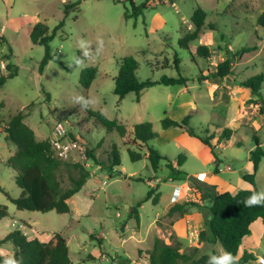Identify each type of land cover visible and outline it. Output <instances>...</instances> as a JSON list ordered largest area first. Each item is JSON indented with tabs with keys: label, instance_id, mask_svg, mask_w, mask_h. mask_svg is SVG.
Listing matches in <instances>:
<instances>
[{
	"label": "rangeland",
	"instance_id": "obj_1",
	"mask_svg": "<svg viewBox=\"0 0 264 264\" xmlns=\"http://www.w3.org/2000/svg\"><path fill=\"white\" fill-rule=\"evenodd\" d=\"M133 2L137 7L135 10L129 0L0 2L6 16L17 18L16 22L23 19L20 17L24 13L29 21L38 17L48 26L49 33L62 23L48 42L51 60L39 73L44 46L33 44L22 27L2 28L0 20V31L2 28L5 40L1 42L0 36V74H8L0 87V120L7 121L13 114L23 111L27 114L25 123L38 139L49 137L54 125L60 121L74 137L88 145L102 163L108 165L107 154L113 147L119 153V166L114 172L104 169L105 177L101 182L96 184L90 177L72 196L74 201H89L88 206L80 204L82 216L77 221L72 220L74 210L72 214H58L54 210H18L0 192V205H6L8 211V216L0 219V240L24 220L27 224L24 223L23 230H29V234L61 232L68 239L70 264H147V251L153 236L158 235L166 243L177 241L171 225L180 215L164 212L173 199L176 186L187 181L185 174L200 184L210 185L212 179L216 181L215 185L228 183L230 191L252 187L243 179V174L251 172L248 160L249 151L255 148L253 136L264 151V118L260 117L264 111L260 103H264V81L261 100H255L259 105H255V96L245 100L252 104V118L239 121L235 119L239 94L233 95L215 86L220 78L206 72L212 67L195 53V49L206 44L213 55L212 60L218 62L219 58L225 57L223 51L229 45L230 49L226 48V51L231 53L234 61L230 79L234 78L235 85L264 73V24L258 21L264 14V0ZM196 7L206 13L205 25L198 38L183 48L179 46V39L186 31L193 30L191 16ZM243 47L251 48L242 52ZM174 53L180 58L179 69L173 61ZM128 55L138 62L136 75L140 80H158L165 75L177 77L180 73L188 79L186 85L154 84L142 91L139 101L134 93L120 100L113 92L114 78L121 59ZM4 64H9L12 71L8 73ZM87 67H95L97 71L94 80L85 86L81 75ZM206 76L207 81L201 80ZM243 91L248 94L246 88ZM86 108L118 120L129 133L135 124L151 122L156 136L142 144L141 153L147 146L153 147L166 160L161 161L156 172L146 158L131 161L128 149L138 150V145L125 143L116 130L108 131L94 122ZM165 117L177 124L164 129L161 121ZM187 128H192L194 135ZM223 128L233 132L229 139L218 142ZM208 136L212 137V144H220L217 149L211 151L200 140ZM14 150L15 145L5 138V132L0 128V160L5 161ZM215 154L216 164L213 162ZM181 155L182 164L177 166ZM70 156L73 157L70 159L83 162L88 169L96 166L84 151L74 149ZM216 165L219 172L214 173ZM14 175L10 167L0 163V186L13 197L19 194ZM254 183L259 194H264V158L255 173ZM152 186L157 188L159 200L156 204L152 198L141 202L137 207L139 224H136L134 218H128V208L144 199ZM190 188H185L182 192H186L176 199L191 202L188 200L190 195L197 199L198 194ZM200 200V205L189 208L194 210V216L206 221L210 217L205 207L207 200ZM70 205L74 209L72 202ZM259 223L258 220L253 224L251 233L242 240L236 260L243 256L250 260L253 255L259 260L264 256V243L259 244L256 229ZM90 233L94 236L102 234L105 239L99 244L89 237ZM182 245L183 249L191 246L187 236L182 238ZM221 249L225 251L216 240L207 254L220 255ZM0 255L4 264H10L12 245L0 244ZM88 255L92 257L88 258Z\"/></svg>",
	"mask_w": 264,
	"mask_h": 264
},
{
	"label": "trees",
	"instance_id": "obj_2",
	"mask_svg": "<svg viewBox=\"0 0 264 264\" xmlns=\"http://www.w3.org/2000/svg\"><path fill=\"white\" fill-rule=\"evenodd\" d=\"M133 10L137 9L134 0H129ZM146 3H144L145 5ZM206 13L196 7L191 16L193 24L192 31H186L179 39V46L188 47V43L195 40L200 35L204 27ZM259 23L264 24V14L259 19ZM62 23L56 26L49 33L48 26L43 22H37L33 25L30 32V40L33 44L44 46V55L39 65V72L43 71L44 66L51 60L49 53L48 42L54 36L57 29ZM213 28L212 25H209ZM251 47H243L241 51L250 49ZM239 51L238 53H240ZM195 53L204 59L211 56V52L207 45L201 44L196 47ZM237 53V54H238ZM9 55L5 58H9ZM173 61L177 69H179L180 58L176 53L173 55ZM232 58L226 57L219 61L212 72L213 77H227L232 73L231 70ZM138 62L132 55L125 56L119 63V72L114 78L113 92L121 100L127 94L134 93L136 100L139 101L142 91L154 84L163 85H186L187 78L180 73L177 77L162 76L158 80L149 78L140 80L136 75ZM7 72L12 69L9 64L5 65ZM95 67H87L82 73V80L85 86H88L96 76ZM14 73V72H13ZM8 78V74H0V87L4 85ZM264 81V73H259L246 80L240 82L241 86L249 89L250 93L256 97L255 100H261V84ZM47 95V94H46ZM26 108H29L27 106ZM86 113L94 122L103 126L106 130H116L125 143L138 145V150L128 149L129 159L138 161L146 158L153 172L159 169L161 161L166 160V157L153 147H146L144 153L142 144H146L149 140L156 136L153 131L152 124L149 121L137 123L133 126L132 131L127 132L124 124L116 119L107 118L102 112L86 108ZM26 113L19 111L13 114L7 121L0 120V128L5 132V138L15 145V150L5 161L0 160V163L10 167L15 175L14 181L19 189V194L15 197L6 193L0 186V192L4 193L7 199L15 205L18 210H31L39 212H47L54 210L58 214L69 213L70 208L68 199L77 193L87 182L91 176L90 169L85 167L83 162L73 159H61L54 154L50 137L38 139L26 123ZM188 118V117H187ZM187 118L184 120V125L187 124ZM162 127L168 128L177 123L168 117L161 121ZM187 131L194 135L192 128H187ZM232 129L223 128L218 142L222 139H229L232 134ZM69 135L74 138V135L69 132ZM211 136L200 138L211 151L215 149V144L210 142ZM255 148L249 153V160L252 163L250 173L243 174V179L248 181L251 188H239L233 191L224 190L217 191L213 185L198 183L193 177L185 174V179L198 194L197 202H181L175 203L168 210V214L177 213L180 216L188 210L190 206L200 205V199L207 200L205 207L210 213V217L206 219V229L198 233V242L190 251L181 249L180 244L175 241L166 243L162 238L155 237L152 240L150 249L147 251V264H209L211 256L206 252L200 251V246L207 239L211 242L219 241L226 252L231 253L235 258L239 247L245 236L249 234L250 225L257 219L262 221L264 227V204L255 206H245L244 201L253 194H259L254 183L255 173L258 170L260 161L264 158L257 137L253 136ZM130 141V142H128ZM86 157L91 159L96 165L109 173L114 172L119 166V153L116 147L107 154L108 165L102 163L94 154L92 149L86 145ZM183 155L178 157L177 166H181ZM215 154V164L217 163ZM170 167L171 164H168ZM173 168V166L171 167ZM180 172V171H179ZM218 172L217 165L214 173ZM157 188L152 186L144 199L138 201L135 207L128 208V218H134L136 224H139V213L137 207L141 202L152 198L154 204L158 202L160 194L156 191ZM8 216L7 206L0 205V219ZM90 238H94L100 244V238H96L94 233L89 234ZM10 243L12 245V259L10 264H70L69 248L67 241L61 232L55 231L51 233L47 241H42L37 237L28 238L22 229L15 228L10 230L1 240L0 244ZM249 257L243 256L236 262L246 261ZM0 264H4L3 257L0 255Z\"/></svg>",
	"mask_w": 264,
	"mask_h": 264
},
{
	"label": "crops",
	"instance_id": "obj_3",
	"mask_svg": "<svg viewBox=\"0 0 264 264\" xmlns=\"http://www.w3.org/2000/svg\"><path fill=\"white\" fill-rule=\"evenodd\" d=\"M0 2L2 3L3 0H0ZM23 16L20 17V18H23V19H20V22L19 21L16 22L17 21V18L6 16V14L3 12V7L0 6V20H1V23H2V28H5V26H10L12 29H15L16 27H22L23 30H24V34H26L28 36L29 40H30L29 35H30V32L32 30L33 25L35 23H37V22H42V21H39V18L38 17L35 18V20L34 19L33 20H30V21L29 20H26V18H27L26 17V13H24ZM17 23H19V25H21V26H18ZM2 28H1V31H0V36L2 37L1 38V42H5V40H4V33H2ZM226 48L227 49H230V46L228 45L227 47H225V49L223 51L224 54H225V57L219 58L220 61H222L226 57H231L232 56V55H230L231 54L230 52L226 51L227 50ZM212 58H213V55L211 53V56L208 59H206L210 63V65L212 67V70L211 71L210 70H207L206 72H212L213 69H214V66L219 62V61L216 62V61L212 60ZM233 64H234V61H232L231 70H232ZM4 68H5V64H4ZM39 73H41V72H39ZM230 75H232V73ZM230 75H228L227 77L220 78V80L215 83V86H217L219 88L221 87V89H223L227 93H233V95H235V94L238 93L239 94V98H237L236 103H237V105H238L239 108L238 107L236 108V118L235 119H237L239 121L240 120H243V119L244 120H250L252 118L251 117L252 104L251 103L248 104V101H245V100L246 99H249V98H252L253 95L250 93L249 89H247L246 87L245 88H246V90H248V94L247 93L246 94L244 93V91H243V90H245V88H243L244 86H240V85L238 86V85L233 84L234 78L230 79ZM215 78H219V77H215ZM201 80L207 81V76L206 77H203ZM212 84L213 83H211L210 85H212ZM229 97H231V96L229 95ZM223 102H225L226 105L228 104L227 103L228 101H223ZM260 103L262 104V107L264 109V103H263V101H260ZM255 105L258 106L259 104H257V102H256ZM260 117L262 119L264 118V111L262 112V115H260ZM50 136H51V134H50ZM219 145L220 144L215 145V149H217L219 147ZM250 151H249V153H250ZM214 161H215V158L213 159V162ZM248 162H249L248 163L249 169L252 170V163H251L250 160H248ZM227 170H229V167H227ZM90 172H91V176L90 177L92 178L93 182L96 183V184H98L99 182H101V180L105 177V174H103V169L100 167V165L94 166L93 169H90ZM218 172H219V169H218ZM209 183H210V185H213L214 188H215V190H217V191L228 190V187H229V184L228 183L227 184L225 183V184H222V185H220V184L215 185L216 184V181L214 179L210 180ZM176 188H177V190H179V196H178L179 199H180V195L182 193L184 194L186 192V191L185 192H182V191H184L186 189L187 190L191 189L189 187L187 181L183 185H177ZM191 196H193V195H190V198H188V200L196 201V202L199 201L198 198L196 199L195 197H191ZM175 198L171 199V203L167 207V209L164 212V214L166 212H168L169 208L171 206H173L175 203H181V201H179L178 199H175ZM67 202H68V205H69V208H70L69 214H72V210H74V213L72 214L73 215V217H72V220L73 221H77L82 216L81 211H80V208H81L80 207V204H82V206H83L84 203L86 204V206L89 205V201L86 200L84 203H83V200L82 199H79L77 201H74V200H72V196H71V198L68 199ZM71 202L74 204V209H72V206L70 205ZM193 212H194V210L192 208H189L186 212L183 213L182 216H179V218L177 220H175L174 222H172V225H171L173 231H175L176 240L180 244L181 249L184 250V251H190V249L193 246H195L197 244V242H198V233L200 231L206 229V221H204L200 217L194 216L195 214L193 215ZM157 217H159V216H157ZM156 220H155V223H154V228L157 231L158 228H157ZM258 220L261 221L260 219L255 220L250 225V229L253 228V224H256V222ZM23 221L24 220H21L22 223H17L16 227L23 230L26 227V225H24V223L27 224V222H23ZM261 223H262V221H261ZM261 223H259V226H256V229H258L257 234L259 235L258 236V242H259V244L264 243V227H261ZM250 229H249V234L251 233ZM23 232L28 236V238L37 237V238H39L42 241H47L50 238L51 233H53L55 231H53V232L51 231L48 234L47 233H38L37 234L35 232H34L35 234H29L28 233L29 230H27V231L23 230ZM95 236L98 237V238H100V239H102V240L105 239V236L102 235V234H95ZM155 236L158 237V235H155ZM155 236H153V239L155 238ZM186 236L188 237V242L191 243V246L189 248L183 249L182 238L183 237H186ZM65 239H66L67 244H68V239L67 238H65ZM212 244H214V242H211L210 239H207L200 246V251H203V252H206L207 253V251H209V249H211ZM261 256H263V255H261ZM87 257L90 258L92 256L91 255H88ZM260 258H264V256L263 257H260ZM260 258H259V260H257L256 256L253 255V258H251L250 260H247L245 262H242L240 264H261L260 263Z\"/></svg>",
	"mask_w": 264,
	"mask_h": 264
},
{
	"label": "built area",
	"instance_id": "obj_4",
	"mask_svg": "<svg viewBox=\"0 0 264 264\" xmlns=\"http://www.w3.org/2000/svg\"><path fill=\"white\" fill-rule=\"evenodd\" d=\"M189 28H191V25H189ZM50 140L52 148L54 149V154L61 159L73 158L70 156V153L74 149H77L80 152L84 151L85 153L86 144L82 142V140H80L78 137L72 138L69 135V131L60 121L54 125ZM178 196L179 190H177L176 188L173 198H177ZM260 263L264 264V258H260Z\"/></svg>",
	"mask_w": 264,
	"mask_h": 264
},
{
	"label": "clouds",
	"instance_id": "obj_5",
	"mask_svg": "<svg viewBox=\"0 0 264 264\" xmlns=\"http://www.w3.org/2000/svg\"><path fill=\"white\" fill-rule=\"evenodd\" d=\"M245 206H255L264 204V194H253L245 201ZM209 264H237L236 258L229 252L221 249L220 255H213L209 260Z\"/></svg>",
	"mask_w": 264,
	"mask_h": 264
}]
</instances>
